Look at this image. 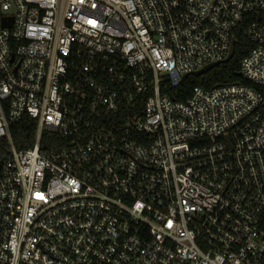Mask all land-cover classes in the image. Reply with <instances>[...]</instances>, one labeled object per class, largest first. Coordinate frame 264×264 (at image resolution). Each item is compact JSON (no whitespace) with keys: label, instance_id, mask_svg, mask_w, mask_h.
I'll return each instance as SVG.
<instances>
[{"label":"built area","instance_id":"obj_1","mask_svg":"<svg viewBox=\"0 0 264 264\" xmlns=\"http://www.w3.org/2000/svg\"><path fill=\"white\" fill-rule=\"evenodd\" d=\"M263 17L264 0H0V264H264ZM241 26V82L163 92L227 62Z\"/></svg>","mask_w":264,"mask_h":264},{"label":"trees","instance_id":"obj_2","mask_svg":"<svg viewBox=\"0 0 264 264\" xmlns=\"http://www.w3.org/2000/svg\"><path fill=\"white\" fill-rule=\"evenodd\" d=\"M244 26L240 27L236 33L235 53L227 62L222 63L211 69L204 75L196 77L189 76L185 83L178 88L163 89V92L169 93L177 99H186L191 97L192 91L195 87L211 88L215 85L226 83L241 82L240 63L242 59L248 54L252 46L248 43L244 36ZM36 122L30 118H24L20 124L14 126L11 130L12 140L15 147L18 149H25L33 145L37 131ZM49 135H44L43 140H47ZM9 154V145L7 140H0V163Z\"/></svg>","mask_w":264,"mask_h":264},{"label":"water","instance_id":"obj_3","mask_svg":"<svg viewBox=\"0 0 264 264\" xmlns=\"http://www.w3.org/2000/svg\"><path fill=\"white\" fill-rule=\"evenodd\" d=\"M263 21H264V17H263ZM233 44H234V42H233ZM232 56H233V46L231 48V51H230L228 59H230ZM218 65H220V63L211 64V65L205 67L204 69H202V70H200L198 72H195L194 76L199 77L201 75H204V74H206L207 72H209L211 69L215 68ZM186 78H188V77L185 76V78L182 79L181 84H184ZM0 168H1V164H0Z\"/></svg>","mask_w":264,"mask_h":264}]
</instances>
